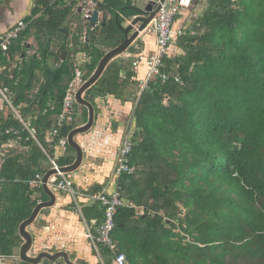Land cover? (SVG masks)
<instances>
[{"label":"trees","instance_id":"trees-1","mask_svg":"<svg viewBox=\"0 0 264 264\" xmlns=\"http://www.w3.org/2000/svg\"><path fill=\"white\" fill-rule=\"evenodd\" d=\"M36 1L32 15L25 19L28 29L10 47L8 57L0 56V89L11 101L15 96L17 105L30 104L24 93L31 90L43 60L33 56L12 70L13 55L25 50L22 43L30 27H58L76 4L75 0L67 7L63 0ZM202 1L198 18L177 38L176 46L183 53L175 58L167 54L163 60L166 81H150L139 93V82L132 84L134 74L127 71V63L112 61L85 94L91 102L96 95L123 99L134 85L127 98L135 104L127 126L133 144L127 164L136 173L120 177L123 205L112 233L127 264H264V0ZM100 7L111 16H105L86 43L80 41L82 51L91 57L83 81L91 77L106 51L123 42L125 19L138 15L129 0H105ZM40 13L48 17L46 21L36 18ZM45 75L48 81L35 100L46 103L55 98L52 89L57 87L58 104L52 111L38 113L27 106L21 116L48 155L45 137L56 124L52 117L62 111L67 89L58 84L63 76L71 81L72 74L63 65ZM74 116L73 124L58 130L55 142L76 128L75 109ZM11 127L19 131L17 136L6 133ZM26 137L28 132L14 114L2 117L0 110V150L10 141L17 142L29 149L36 165L47 157L35 142H25ZM3 160L0 256L11 257L23 243L19 226L37 206L33 196H46L42 188L29 185L39 170L24 167L14 154L4 155ZM67 162L57 165L71 164ZM58 180L51 176L52 184ZM100 208L98 226L104 219ZM84 216L88 219L86 210Z\"/></svg>","mask_w":264,"mask_h":264},{"label":"crops","instance_id":"crops-1","mask_svg":"<svg viewBox=\"0 0 264 264\" xmlns=\"http://www.w3.org/2000/svg\"><path fill=\"white\" fill-rule=\"evenodd\" d=\"M63 1L64 6L67 7L70 6L74 0ZM94 1H96L98 5L100 13L98 17L100 21H103L105 16L109 18L111 16L110 13L104 12L100 7L104 4L105 0ZM123 1L126 2L128 0ZM129 1H131L132 5L136 8L138 2L141 0ZM147 1L148 0H143V6ZM75 2L76 4L70 10V13L60 20L58 27L48 28L45 25L30 27L29 35L22 43L25 50L13 55V60L10 64L12 70L17 68L22 61H28V59L33 56L37 57L40 61L43 60V67L37 71V79L31 90L24 93V96L30 101V104L22 102L17 105L15 104L17 98L12 95L13 105L21 118V112L24 111L27 106L32 112L38 113L40 110L43 112L47 110L52 111L58 104V101L55 99L59 94L57 87L52 89L55 98L46 100V103L41 102L39 99L35 100L40 93V89L48 81L45 75L47 71L54 72L58 69L60 70L63 65H67L72 74V80L70 81L68 76H63L58 86L60 88L67 86L68 88L69 85L72 84L76 88V94L87 81H83V78L86 74V66L90 63L91 57L82 51V43H80V40L77 41L76 39L78 36L75 26L80 25L82 22L79 13L75 9L79 0H75ZM202 2V0H192L187 10L181 11L176 17L173 25L176 34L169 47V56L175 58L183 53L182 50L176 46L177 38L181 36L178 33L183 34L184 31L192 26L193 22L202 12ZM36 3V0H0V33L13 27L18 21L30 17ZM58 8H63V5H60ZM38 17L44 18L43 21H46L48 18L44 16V13H40L36 16V18ZM135 17L125 19L122 25L124 40L126 38L124 29ZM26 29H28V26ZM134 30L135 28L130 31L129 35L132 34ZM130 47H133L135 51H130ZM109 51L110 50L106 51V53ZM154 51L155 37L144 32L127 48L123 55L117 57L113 61L120 60L127 63V71L134 74V77L131 79L132 84L133 81H138L140 84L148 75L144 59L152 55ZM42 54H45V58L42 57ZM110 63H112V61ZM77 72H80V78L76 77ZM126 74V71L122 72V80L126 78ZM102 76L103 74L101 77ZM133 89L134 85L126 89L123 99L114 95H96L93 98L94 102L88 101L85 98L86 92L83 94L82 97L91 103L94 108V123L90 131L85 134L77 135L74 138V141L79 144L83 150V160L80 167L74 173L65 175H67L66 177L72 182L76 193L92 195L102 191L107 193L113 191V170L116 164L117 151L122 144L135 107L131 99L127 100L129 94H132L131 92ZM41 99H45V97L43 96ZM0 110H2V117H7V115H9L4 108V101H2V98H0ZM75 114L76 128L84 126L88 121V109L77 104L75 107ZM26 117L29 119V116L26 115ZM52 120H56V117L53 116ZM39 144V148L47 158L38 160L36 165L32 164L29 149L26 146L10 141L2 147V150H4L6 154L20 156V164L24 165V167L39 170V174L37 175L42 176V184L39 188H42L46 198H43L41 193L34 195L33 199L35 198L37 200V206L53 202L51 207L41 209L33 224L27 228V231L33 238V246L29 255L35 257L40 253H49L51 255L65 253L72 264H115L113 255L107 249L101 248L97 253L90 240V236L94 234L100 222V219L97 218L98 212L101 211L99 204L93 203L86 198H79L77 200L80 210H78L70 195L66 192H60L51 186L52 175L47 181V191L53 195V201L48 192L43 188V179L51 172L50 159H55L56 162H71V164L67 166L73 165L76 160V152L69 146L68 137L55 142L54 137L47 133L45 144L48 146V155L41 146V143ZM3 157L4 154L0 152V169L4 162ZM85 210L88 214V219L84 216ZM139 214H142L141 210H139ZM20 247L14 251V255L11 257L0 256V264H20L22 262L19 259ZM45 261L47 260H43L39 264H47ZM49 264H65V262L63 259H60L55 262H49Z\"/></svg>","mask_w":264,"mask_h":264},{"label":"built area","instance_id":"built-area-1","mask_svg":"<svg viewBox=\"0 0 264 264\" xmlns=\"http://www.w3.org/2000/svg\"><path fill=\"white\" fill-rule=\"evenodd\" d=\"M59 0H51V3L57 2ZM160 7L153 19V21L147 26L145 32L149 35L155 37V51L152 55L144 59V63L148 70L147 78L144 79L139 84V90L142 92L146 85L150 81L162 80L163 82L167 80V75L161 72L163 67V60L169 54V47L173 37L176 32L173 29V25L176 17L181 13L182 4L181 0H154ZM75 9L81 17V24L76 25V34L79 36L80 41L83 43L87 42L89 34L94 32V30L99 27L101 21L97 17L96 25H92L90 22L91 17L95 12H98V5L94 0H79ZM29 23L25 20L18 21L13 27L0 33V56L8 57L10 47L13 43L19 39L20 34L27 28ZM80 29V31H78ZM182 34V33H178ZM136 65V64H134ZM80 72L76 73V77L80 78ZM139 92V93H140ZM0 95L4 101V108L8 113L14 114L15 118L21 122L23 125V130L28 132V137H26L25 142L33 141L39 147L40 144L36 138V133L28 127V125L22 120L19 113L16 111L13 102L9 97L0 89ZM76 88L72 84L66 89L65 97L62 103V111L56 116V124L50 133L51 136L55 137L58 134V130L64 125L73 124L75 121L74 109L77 105L76 102ZM7 134H12L17 136L19 131L14 128H9L6 131ZM133 144L130 141L128 131L125 132L122 144L120 145L117 155L116 164L113 170V180L114 188L110 193L98 192L92 195H85L82 193H76L72 182L66 177L65 174L60 172V168L57 165L55 159H50L51 171L55 172L59 180L52 184L53 188L60 192H66L73 198L78 210H80L79 202L77 199L86 198L87 200L99 204L104 209V219L100 226L97 227L94 234L90 236L91 243L98 253L101 248L107 249L114 257L115 264H127L126 256L123 253H119L118 249L112 239V233L115 227V215L119 207L123 205L121 186L119 184L120 177L122 175H133L136 173V168L127 164V158L132 151ZM4 155L6 152L0 150ZM42 184V176L36 175L35 178L29 182L32 188H39Z\"/></svg>","mask_w":264,"mask_h":264},{"label":"water","instance_id":"water-1","mask_svg":"<svg viewBox=\"0 0 264 264\" xmlns=\"http://www.w3.org/2000/svg\"><path fill=\"white\" fill-rule=\"evenodd\" d=\"M191 1L192 0H181L182 10H187ZM161 2H163V0H161ZM159 7L160 5L156 1L148 0L147 3L143 7L135 8L139 15H137L131 21V23L124 29V34L126 38L123 41V43L120 44L118 47L110 50L104 55V57L100 60L98 67L96 71L94 72L93 76L89 80H87L83 84V86L78 90L76 94V102L78 105L84 106L88 109V121L84 126L76 128L70 132L68 136V144L73 150H75L76 160L73 165L60 168L61 173L63 174L74 173L82 164L83 155H84L83 150L81 146L74 141V138L77 135L85 134L88 131H90L94 123V108L91 105V103H89L82 97L83 94L87 92L98 81V79H100L101 75L105 71L108 64L114 59H116L117 57L123 55L126 52L127 48L134 41H136V39L141 34L145 32L147 26L155 18L159 10ZM97 17H98V12H95L90 19V22L93 26L96 25L97 23ZM133 28H135V30L133 31L132 34L129 35L130 31H132ZM51 175H55V172L51 171L43 179V188L46 191H47V181ZM47 192L53 201L54 199L53 195L49 191ZM52 205H53V202L38 205L33 210L31 216L27 220H25L23 223H21V225L19 226V236L23 240V244L21 245L20 251H19V259L22 262L29 263V264H39L43 260H47L49 262H55L57 260L63 259L65 264H72L67 254L65 253H57L55 255H51L49 253H40L39 255L35 257H32L29 255V252L31 251L32 246H33V238L30 235V233L27 231V228L33 224V222L35 221L41 209L49 208Z\"/></svg>","mask_w":264,"mask_h":264},{"label":"rangeland","instance_id":"rangeland-1","mask_svg":"<svg viewBox=\"0 0 264 264\" xmlns=\"http://www.w3.org/2000/svg\"><path fill=\"white\" fill-rule=\"evenodd\" d=\"M143 4H144V2H143V0H141L140 2H138L137 7L141 8V7H143ZM139 92H140V90H139Z\"/></svg>","mask_w":264,"mask_h":264}]
</instances>
